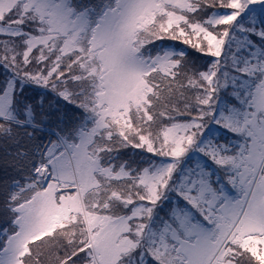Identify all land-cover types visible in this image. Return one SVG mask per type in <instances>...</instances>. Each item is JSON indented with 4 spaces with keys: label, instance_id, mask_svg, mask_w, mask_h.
Returning <instances> with one entry per match:
<instances>
[{
    "label": "snow or ice",
    "instance_id": "obj_1",
    "mask_svg": "<svg viewBox=\"0 0 264 264\" xmlns=\"http://www.w3.org/2000/svg\"><path fill=\"white\" fill-rule=\"evenodd\" d=\"M0 69V264H264V0H0Z\"/></svg>",
    "mask_w": 264,
    "mask_h": 264
},
{
    "label": "rangeland",
    "instance_id": "obj_2",
    "mask_svg": "<svg viewBox=\"0 0 264 264\" xmlns=\"http://www.w3.org/2000/svg\"><path fill=\"white\" fill-rule=\"evenodd\" d=\"M85 3L89 2V0H84ZM179 47H184L183 45H178ZM190 54V59L195 62V64L199 67H203L205 63V59L201 57L199 54L194 53L191 49H188ZM4 75H6L2 69H0V79H3ZM40 90H29L28 95L31 97L37 96V93ZM61 111L68 113L69 116L72 114V110L70 106H65L61 104L60 106ZM48 129H45V134L47 135ZM54 138V137H53ZM131 156L133 159L138 158L137 153L135 150H128L126 153V157ZM6 161H10V157L5 155V149L0 147V192L3 191V181L8 180L11 176H14L15 173L13 172L12 168L6 166ZM2 195H0V227L5 226L4 221L5 217L3 216V208H2Z\"/></svg>",
    "mask_w": 264,
    "mask_h": 264
}]
</instances>
